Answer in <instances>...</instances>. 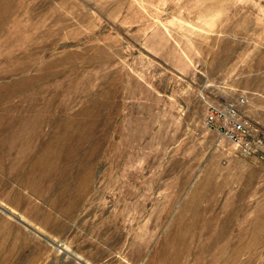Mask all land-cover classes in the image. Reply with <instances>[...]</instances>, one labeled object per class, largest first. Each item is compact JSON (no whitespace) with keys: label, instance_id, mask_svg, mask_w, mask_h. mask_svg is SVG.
I'll return each mask as SVG.
<instances>
[{"label":"rangeland","instance_id":"1","mask_svg":"<svg viewBox=\"0 0 264 264\" xmlns=\"http://www.w3.org/2000/svg\"><path fill=\"white\" fill-rule=\"evenodd\" d=\"M0 264H264V0H0Z\"/></svg>","mask_w":264,"mask_h":264},{"label":"built area","instance_id":"2","mask_svg":"<svg viewBox=\"0 0 264 264\" xmlns=\"http://www.w3.org/2000/svg\"><path fill=\"white\" fill-rule=\"evenodd\" d=\"M228 136H230L233 141H238L239 140V136L236 135V134L230 133Z\"/></svg>","mask_w":264,"mask_h":264}]
</instances>
